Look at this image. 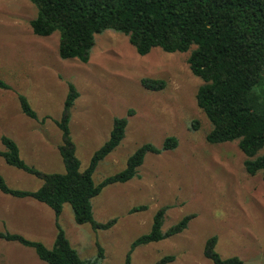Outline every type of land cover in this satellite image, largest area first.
Here are the masks:
<instances>
[{
	"label": "rangeland",
	"instance_id": "obj_1",
	"mask_svg": "<svg viewBox=\"0 0 264 264\" xmlns=\"http://www.w3.org/2000/svg\"><path fill=\"white\" fill-rule=\"evenodd\" d=\"M36 15L31 0H0V78L11 86L0 88V150L7 135L30 166L65 172L58 149L61 130L54 120L61 116L69 83L79 91L70 128L81 170L109 138L114 118H128L125 137L99 162L95 183L123 170L143 144L163 147L168 136L178 139L174 149L148 152L132 179L109 184L93 198L95 219L117 217L113 227L94 230L90 224H78L71 205H64L60 223L80 256L96 258L98 240L105 257L97 264H126L132 242L150 231L159 207L168 204L163 231L186 214L195 217L181 233L137 246L130 264H154L165 255L175 256L167 264H214L204 255L211 236L218 237L216 249L222 257L264 264V170L247 172L246 156L236 140L207 141L212 125L197 104L203 81L190 69V50L154 47L141 55L128 35L108 29L96 35L87 62L64 59L58 30L48 36L33 32L30 20ZM144 78L164 79L167 85L153 90L143 84ZM19 94L28 98L40 119L49 118L42 122L24 114ZM0 174L12 188L35 190L42 183L1 156ZM139 205L147 208L130 212ZM6 230L51 247L57 234L54 210L31 197L0 190V231ZM0 264L47 263L34 248L0 239Z\"/></svg>",
	"mask_w": 264,
	"mask_h": 264
},
{
	"label": "trees",
	"instance_id": "obj_2",
	"mask_svg": "<svg viewBox=\"0 0 264 264\" xmlns=\"http://www.w3.org/2000/svg\"><path fill=\"white\" fill-rule=\"evenodd\" d=\"M37 15L30 20L35 34L48 36L60 32L59 55L87 62L96 43V35L112 29L129 36L136 51L145 55L154 47L167 52H187L194 75L202 79L196 93L198 106L208 117L212 128L207 134L210 143L236 140L245 154L247 172L255 175L264 170V0H31ZM143 84L153 90L163 89L164 79L144 78ZM0 88L11 86L0 78ZM79 91L69 83L63 110L55 123L61 130L59 152L65 172H45L27 164L17 142L3 135L4 148L0 156L6 163L22 169L39 179L35 190L12 188L0 174V190L15 197H31L51 207L55 213L57 234L49 247L20 233L0 231V239L17 241L34 248L47 264H97L105 257L102 244L96 240L97 257L84 260L71 244L60 218L65 204H70L78 224H90L94 230L113 227L117 217L99 221L94 217L93 198L104 187L126 182L138 173L148 152L161 153L178 146L175 136H168L163 147L145 143L129 156L127 166L101 182L93 174L99 164L125 137L127 116H116L109 138L93 154L88 167L81 170V160L71 134L72 108ZM21 109L27 116L39 118L28 98L19 94ZM134 111L130 110L129 115ZM197 120L194 126L197 127ZM264 177V171H263ZM171 205H162L156 212L149 232L132 242L126 264L133 250L181 233L195 213L184 215L166 231L162 226ZM134 206L130 212L146 209ZM217 236L207 239L204 255L214 264H242L238 256L224 258L217 251ZM174 255H165L154 264H167Z\"/></svg>",
	"mask_w": 264,
	"mask_h": 264
}]
</instances>
